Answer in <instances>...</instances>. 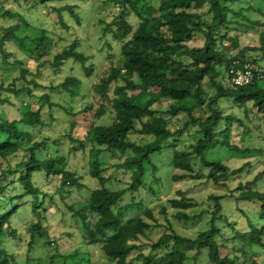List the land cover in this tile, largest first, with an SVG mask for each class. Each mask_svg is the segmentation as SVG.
I'll return each instance as SVG.
<instances>
[{
    "label": "trees",
    "instance_id": "1",
    "mask_svg": "<svg viewBox=\"0 0 264 264\" xmlns=\"http://www.w3.org/2000/svg\"><path fill=\"white\" fill-rule=\"evenodd\" d=\"M54 1L61 4L52 5ZM72 1L12 0L19 8L0 7V22H3L0 25L1 62L8 65L14 57L15 53L7 50V46L13 45L27 59L37 62L38 67L50 64L57 72L71 60L90 77L94 62L80 50V38L70 40L60 50L54 49L59 41L65 40L62 30L70 32L65 15L77 24L81 22L78 5ZM102 1L119 9L104 27V32L109 31L120 43L122 68H112L95 86L102 101L98 113L102 116L108 106L112 116L110 123H92L83 138L75 139L72 133L79 125L73 120L65 134L37 139L33 131L47 125L42 106H54L50 95L45 93L37 99L33 96L30 86L38 88L39 85L34 79H27L25 68H21L20 75L7 85L0 81V106L13 105L11 97L23 101L19 106V119L10 120L0 112V264H18L15 254L5 246L7 238L19 237L13 227L17 213L30 210V215L36 219L27 227L31 241L35 237L49 238V231L43 224L49 208L56 206L55 196L64 199L74 188L85 186L82 176L69 168L68 155L77 149L86 151L88 146V175L99 186L91 190L78 209L69 208L74 212L73 217L80 221L83 239L88 244L99 245L109 261L116 264H198L205 260L206 264H245L248 259V264H261L255 260L256 256H246L247 249L264 250V191L254 182L239 183L227 196H212L214 206L209 210L207 225L196 236L181 235L170 223L167 231L147 244L141 239L148 237V232L154 228L150 220L157 223L152 209L143 207L135 198L128 203H123V199L131 191L145 188L150 194L156 193L154 185H159V172L163 167L157 165L155 158L161 155L169 158L166 167L174 171V181L205 178L214 183L224 181L228 186V182L244 170V166L233 169L222 160H208V153L215 147L240 155L252 153V149L239 148L230 142L231 124L244 123L234 112L227 113L223 103L243 110L246 117L256 109V116L264 124V72L255 71L251 83L243 86L236 85L231 74V69L243 68L246 63L258 64V59L250 52H262L264 57V32L259 35L258 48L245 46L235 55L230 51L239 48L238 37L229 35L234 25L241 23L236 17L252 26L264 25L259 19L247 18L243 14L245 10L260 16H264V11L252 6L233 8L232 5L241 0H156V6L150 0ZM256 1L264 4V0ZM39 5L55 16L54 25L45 28L31 21L32 13L40 10ZM131 13L137 17V24L131 23ZM29 28L34 30L32 35H20ZM196 36L203 40V46L189 47L187 43ZM12 63L23 64L18 59ZM18 82L22 84L19 86ZM81 87V79L68 76L57 88L76 97ZM33 99L36 109L32 107ZM162 101L168 102L165 111L153 106ZM196 109L200 110V116L194 114ZM95 110L94 106H88L82 111L92 113ZM64 111L77 115L67 108ZM91 115L93 119L95 113ZM133 136H140L141 140H134ZM185 138L190 140L186 143ZM65 140L68 141L67 152L62 150ZM103 153L124 158L115 167L130 173L128 187L107 185L113 178L103 175ZM4 163L6 166L2 168ZM224 197L236 203L237 218L224 212ZM167 203L176 209L174 216L178 221L193 218L185 212L195 206L189 199L172 198ZM136 209H142L143 214L130 217ZM161 212L166 214V207H162ZM239 217L246 227L238 224ZM232 241L238 243L237 253L246 260L236 253H222L225 247L222 242ZM145 246L148 253L141 251ZM258 253L254 251V255ZM56 257L61 258L60 264L88 262L84 256L69 254L49 256L46 264L58 263L60 260ZM32 261L42 263L31 259L25 263Z\"/></svg>",
    "mask_w": 264,
    "mask_h": 264
},
{
    "label": "rangeland",
    "instance_id": "2",
    "mask_svg": "<svg viewBox=\"0 0 264 264\" xmlns=\"http://www.w3.org/2000/svg\"><path fill=\"white\" fill-rule=\"evenodd\" d=\"M77 3L81 22L77 24L68 15H65L67 23L70 25V32L62 30L65 40L59 41L55 50L62 49L65 45L69 44V41L78 37L81 39L80 50L91 56L92 62H94V72L88 77L79 64L68 60L60 71H54L50 64H46L44 67H38L37 62L32 59H27L13 45L7 46V50L14 52V57L10 58L8 65L1 62L0 57V81H4L5 85L12 82V80L20 75L21 68L28 70L27 79H34L39 85L36 88L31 85L33 89V96L37 99L39 96L48 93L50 100L54 104L53 107L49 108L48 104L42 106V113L45 118L46 126L36 128L37 131H33V134L37 139L42 136H50L56 138L58 135L65 134L68 131L70 122L76 120L79 127L73 130V137L75 139H81L85 136L88 126L92 123L108 124L112 120L110 109L106 106L104 114L99 115L101 106V100L96 92V85L99 83L100 78L107 76L111 73L112 68H122V57L120 53V43L114 40L109 31L104 32V27L109 23L116 13L119 11L117 6L110 3H104L102 0H74L72 3ZM150 3L154 6L158 4L156 0H150ZM52 5H60V1H54ZM19 8L17 4L13 3L12 0H0V7L2 8ZM233 8H248L252 6L259 8L264 11V4L256 0H241L237 4L232 5ZM36 9L32 13L31 21L41 24L45 28L55 24V16L50 14L47 9ZM243 14L251 20H260L264 23V16H260L254 11H244ZM137 17L134 13H131L130 21L133 24H137ZM238 18L241 23L235 24V29L229 32L230 36L238 37L239 48L232 49L231 55L237 54L240 48L245 46L259 47L261 32H264V25L252 26L249 22ZM242 18V17H241ZM3 22H0V25ZM56 28H60L58 25ZM25 32V33H24ZM23 33V34H22ZM34 30L29 28L20 35H32ZM189 47H200L203 46V40L200 37L187 43ZM228 45V43H225ZM54 50V51H55ZM252 56L258 59V64L246 63L245 65H251L256 71L264 72V57L262 52H250ZM14 59L21 60L22 65H14L12 62ZM244 65V66H245ZM123 73V72H122ZM68 76H76L81 79L82 87L80 93L76 97H71L69 93L57 88L64 79ZM261 76H263L261 74ZM136 81V78H133ZM263 82H261L262 84ZM19 86L22 82H18ZM121 84V82H120ZM54 88V89H51ZM12 104H6L0 106V112H2L10 120L19 119L20 111L19 106L23 102L22 99L11 97ZM32 107L36 109L35 99ZM224 108L227 113L234 112L241 120L244 125H239L234 122L231 124L230 142L239 148L252 149V153L240 155L234 152H228L221 147H215L208 153V160H222L228 164L231 168L237 169L244 166V170L236 175L231 181L228 182V186L224 185V181L214 183L212 180L203 179H184L181 181H174L172 174L174 171L168 165L169 158L167 155H161L155 158V162L158 166L163 167L160 170V182L159 185H154L155 194H150L145 189L139 191H131L127 196L124 197L123 203H128L135 198L137 202L143 203V207L151 208L157 223L150 220L154 224V228L148 232V237H143L141 240L145 244L155 241L159 236L167 231L168 225L171 223L175 230L184 236L194 237L196 234L203 230L209 218V210L213 209L214 202L211 199L212 196H227L231 194V190H234L239 183L254 182L262 191H264V124L256 116V109H252V113L249 117L245 116V112L236 107H232L231 104L225 102ZM88 106H94L97 111L95 117L92 119V113L88 111H82ZM154 107L160 108L165 111L168 108V102L162 101L153 105ZM64 108H67L72 113H77L76 116L70 115ZM196 116H200L201 112L199 109L195 110ZM179 118H182L181 116ZM248 129V131H247ZM134 140L140 141V136H133ZM186 143L190 138H185ZM78 146V145H77ZM180 146V145H179ZM68 141H64L62 150L67 152ZM69 168L82 176V182L85 186L81 189H73L69 195H64V199H61L59 195L55 196L56 206L49 208L46 213V219L44 221V227L49 231V238H38L35 237L31 241V236L27 232V227L31 221L36 219L31 216V211L20 212L13 218V227L16 228L18 239L7 238L5 246L15 254L18 264H26L27 259L40 260L42 263L29 262L28 264H46L49 256L69 255L74 254L77 256H84L88 258L87 264H116L109 261L101 252L99 245L88 244L83 239V232L80 229V221L73 217V211L70 210V206L73 208L79 207L90 195L93 188H97L99 183L90 178L89 173V159H90V147H87L86 151L77 149L76 152H71L69 155ZM102 168L105 169L103 175L105 177H112V181L108 182V186L113 188H125L131 182V175L129 172L121 171L116 164L121 163L123 159L113 157L109 154H102ZM5 163L2 168H5ZM149 169V167H148ZM207 172V168L204 170ZM1 172V167H0ZM185 197L195 204L194 207L185 210L186 214L190 217L188 221H178L174 214L176 209L168 205V199H180ZM222 200L224 212L231 216V218H237L238 208L236 203L230 197H224ZM162 207H166V214L161 212ZM243 207V205H241ZM143 214L142 209H136L130 217ZM238 224L241 227H246V223L242 218H238ZM47 241H51L48 244ZM224 246L222 253L238 254L242 256V260H246L250 257H255V260L261 264L264 263V250L263 249H247L245 258L241 253H237L236 248L239 247L236 241L222 242ZM259 252L254 255V251ZM143 253H148V248L145 246L141 249ZM76 253V254H75ZM58 257H56L57 260ZM60 261L55 264L61 263ZM69 260V259H68ZM86 262V261H84ZM249 260L245 264H248ZM198 264H206L205 260L199 261Z\"/></svg>",
    "mask_w": 264,
    "mask_h": 264
},
{
    "label": "built area",
    "instance_id": "3",
    "mask_svg": "<svg viewBox=\"0 0 264 264\" xmlns=\"http://www.w3.org/2000/svg\"><path fill=\"white\" fill-rule=\"evenodd\" d=\"M255 71L251 65H245L239 69H231L232 81L239 86L247 85L254 79Z\"/></svg>",
    "mask_w": 264,
    "mask_h": 264
}]
</instances>
